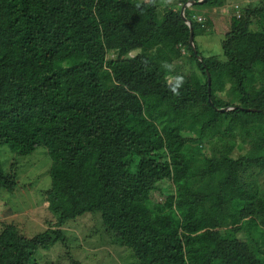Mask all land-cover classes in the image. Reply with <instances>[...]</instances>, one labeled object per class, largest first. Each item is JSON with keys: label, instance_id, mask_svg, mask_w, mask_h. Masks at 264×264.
<instances>
[{"label": "trees", "instance_id": "16d2710c", "mask_svg": "<svg viewBox=\"0 0 264 264\" xmlns=\"http://www.w3.org/2000/svg\"><path fill=\"white\" fill-rule=\"evenodd\" d=\"M161 1L0 0V146L48 148L58 218L33 236L6 223L0 264H38L62 226L97 212L130 264H264V183L249 168L264 170V2L206 56L187 20L195 37L204 23ZM166 179L174 190L151 206ZM17 186L0 160V189Z\"/></svg>", "mask_w": 264, "mask_h": 264}, {"label": "rangeland", "instance_id": "374dc122", "mask_svg": "<svg viewBox=\"0 0 264 264\" xmlns=\"http://www.w3.org/2000/svg\"><path fill=\"white\" fill-rule=\"evenodd\" d=\"M182 10L184 5L191 8V15L204 23V29L195 37L198 50L206 56L222 55L223 40L232 26V17H240L248 7L261 6L264 0H226L223 5L183 4L182 0H162ZM187 8V7H186ZM259 17L254 26L258 27ZM190 52L189 48L186 49ZM114 52H109L112 57ZM185 69L193 66L187 62ZM195 70L198 67L193 66ZM202 151L211 156V144L202 142ZM233 155L238 157L240 151ZM0 160L5 170L15 172L18 186L15 191L0 189V232L6 223L14 222L29 236L55 226L58 218L50 209L47 190L52 185V157L45 145L37 146L31 154L20 155L9 145L0 146ZM254 178L264 183V170L249 165ZM174 190L172 179L159 184L149 201L151 206L164 201L165 195ZM54 228V227H53ZM63 228V237L50 249H39L38 264H130L135 260L133 251L120 244L112 232L104 226L100 212L86 213L68 221ZM56 236V234H53ZM241 237H244L242 234Z\"/></svg>", "mask_w": 264, "mask_h": 264}, {"label": "clouds", "instance_id": "9594fccd", "mask_svg": "<svg viewBox=\"0 0 264 264\" xmlns=\"http://www.w3.org/2000/svg\"><path fill=\"white\" fill-rule=\"evenodd\" d=\"M163 67L168 69L169 71L173 69V65L167 62L163 63ZM184 82L185 79L183 75H176L172 77V79L169 81L170 91L175 95H179V89L183 86Z\"/></svg>", "mask_w": 264, "mask_h": 264}, {"label": "water", "instance_id": "95a60500", "mask_svg": "<svg viewBox=\"0 0 264 264\" xmlns=\"http://www.w3.org/2000/svg\"><path fill=\"white\" fill-rule=\"evenodd\" d=\"M202 1H204V0H200L199 2H202ZM186 7H187V5H184V6H183V9L181 10L182 16H183L185 19H187V18H186V15H185ZM187 22H188V24H189L190 27H191L190 43H191V45L193 46L195 52L198 54V51H197V49H196V45H195V32H194V28H193L192 22H191V21H188V20H187ZM201 59H202V58H201ZM208 74H209V73H208ZM210 80H211V78H210V76H209V81H210ZM209 91H210V90H209ZM210 101H212L211 97H210ZM242 108H243V109H246V110H256V108H246V107H242ZM227 109H229V108H223V110H227Z\"/></svg>", "mask_w": 264, "mask_h": 264}]
</instances>
